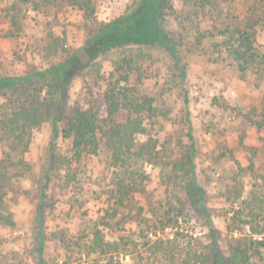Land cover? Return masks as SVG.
<instances>
[{"label":"rangeland","instance_id":"1","mask_svg":"<svg viewBox=\"0 0 264 264\" xmlns=\"http://www.w3.org/2000/svg\"><path fill=\"white\" fill-rule=\"evenodd\" d=\"M83 1L91 6L81 8L71 0H52L40 8H34L33 4L27 9L24 6L21 30L18 35L8 36L11 23L5 8L12 1L4 0L0 7V76L24 75L33 69L49 67L55 62L47 55L50 35L62 38L59 58L64 59L81 48L102 23L127 14L139 3V0ZM174 7L167 25L174 36L184 37V42H179L181 63L177 64L167 50L155 45L129 44L112 48L94 59L92 67L100 68L101 77L96 76L90 66L69 71L73 75L67 91L64 88L67 98L63 115L70 112L76 101L82 102L88 86L94 85L98 95L103 92L117 60L123 56L135 57L142 69L140 88L152 95L155 103L166 112L152 134L169 149L174 146L173 151L164 149L160 162H134V166L147 176L140 184L143 191L136 194L137 199L150 218L153 209L163 213L173 206L172 214L177 213L180 199L187 196L184 214L179 215L182 227L169 226L163 230L158 223V236L178 238L184 243L182 237L188 234L194 238V243L200 242V251L207 255L205 264H217L219 255L225 259L229 257L230 244L240 234L227 228L230 206L224 192L233 183L237 168L227 152H233L243 166L250 163L255 152L253 159L260 176L258 180L264 176V129L250 125L245 115L254 107L261 108L264 72L253 70L242 77L237 64L220 47L219 32L223 21H240L250 15L252 8H257L263 15L256 27L258 44L264 45V0H174ZM200 33L207 34L201 43L195 44ZM78 61L75 60L76 64ZM133 78L135 83L136 74ZM8 101V97L0 94V111L9 106ZM186 105L196 148L195 179L203 188L202 201L197 189L193 196L187 195L186 175L177 178L169 175L170 168L163 164L170 158H182L192 142L188 135ZM147 135L143 134L142 138ZM52 151L58 159L72 156L70 141L63 138L61 132L56 135L52 122L48 121L33 131L30 147L24 154L31 167L29 172L24 177H13L8 194L4 196L0 208V264H37L35 227L44 185L47 192L45 230L49 236L53 232L62 237L72 236L84 220L106 213L116 169L110 163L104 143L99 154L80 162L78 179L70 185L64 182L65 171L58 169L51 171V180L46 184ZM6 152L8 148L0 142L1 168L8 164ZM258 180L249 174L243 176L246 191ZM127 227L130 232H138L134 223ZM153 237L156 238L154 234ZM147 247L140 245L127 256L126 263L135 264L141 260L138 253L142 252L146 262L160 264L163 258L153 257ZM45 258L47 264H78L66 257L63 243L55 237L47 240ZM251 264L264 263L254 257Z\"/></svg>","mask_w":264,"mask_h":264},{"label":"trees","instance_id":"2","mask_svg":"<svg viewBox=\"0 0 264 264\" xmlns=\"http://www.w3.org/2000/svg\"><path fill=\"white\" fill-rule=\"evenodd\" d=\"M3 1L0 0V7ZM11 1V5L5 8V15L11 23L8 36L18 35L21 30L20 17H25V14L22 15L24 6L27 9L33 4L34 8H40L45 3H52V0ZM71 2L85 9L91 6L83 0ZM174 8V0H139L138 5L127 14L102 23L81 48L70 52L64 59L59 58L62 38L50 35L46 49L54 63L47 68L33 69L24 75L0 76V94L9 100V106L0 111V142L8 148V164L2 168L0 166V208L4 203V196L8 194L12 178L24 177L29 172L31 167L24 154L30 147L33 131L45 122H52L56 135L61 132L63 138L70 141L72 151V156L59 159L52 151L46 184L51 180L53 169L64 170L65 184H74L78 179L77 168L80 162L88 156L99 154L102 143L108 150L110 163L116 169L106 213L98 218L84 220L78 232L72 236L62 237L55 232L49 236L46 232L44 209L47 192L44 185L35 227L37 264H47L46 243L52 237L63 243L66 257L72 262L78 261V264H127V256L138 250L140 245H147L146 249L151 250L156 259L162 257L160 264L206 263L207 255L200 251V242L194 243L192 236L184 234V243L178 238L158 236V223H161L163 230L169 226L179 229L182 227L179 215L184 214L187 196L180 199L181 206L177 213L172 214L173 206L170 202V209L163 213L153 209L150 218L137 199L136 194L143 191L140 184L147 176L134 166V162H160L164 157V149H174V146L169 149L152 134L166 112L155 103L152 95L140 88L142 69L137 65V59L123 56L117 60L103 92L98 95L94 91V85L88 86L82 102L76 101L70 112L63 115L67 98L64 88L67 91L73 75L69 71L90 66L91 71L101 77L100 68L92 67L94 59L112 48L129 44L155 45L167 50L177 64L181 63L179 42L183 43L184 37L174 36L167 25V18L174 13ZM91 9L94 10L92 7ZM262 20L263 15L259 9L252 8L250 15L240 21L222 22L219 45L237 64L242 77L253 70L257 73L264 72V45L258 44L256 29ZM205 34L207 33H200L195 44L201 43ZM76 59H79L78 65ZM224 107L228 109L229 105L224 104ZM188 115L186 105L188 135L192 142L186 147L182 158H170L164 160L163 164L170 168L169 175L176 178L186 175L187 195L193 196L194 189H197L202 201L203 188L197 185L195 179L193 159L196 148ZM245 115L250 125L258 130L264 129V96L261 108L254 107ZM143 134L148 135L142 138ZM227 153H230V158L237 165L232 177L233 183L224 192L230 206L227 228L240 234L230 244L229 257L225 259L219 255L217 264H251L254 257L264 263V176L258 180L260 176L253 159L255 152L246 166L240 163L233 152ZM227 153L223 152V155H228ZM247 174L258 180L248 191L243 181V176ZM202 205L206 211L204 204ZM132 223L136 224L138 232H130L127 226ZM209 223L215 231L210 220ZM138 254V259L141 260L135 261V264H150L143 259L144 253Z\"/></svg>","mask_w":264,"mask_h":264}]
</instances>
